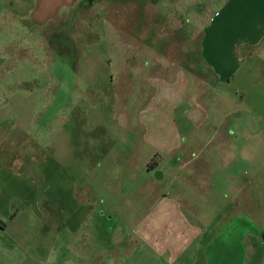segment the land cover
I'll use <instances>...</instances> for the list:
<instances>
[{
  "label": "rangeland",
  "instance_id": "374dc122",
  "mask_svg": "<svg viewBox=\"0 0 264 264\" xmlns=\"http://www.w3.org/2000/svg\"><path fill=\"white\" fill-rule=\"evenodd\" d=\"M9 1L0 264H264V37L233 49L264 0Z\"/></svg>",
  "mask_w": 264,
  "mask_h": 264
},
{
  "label": "crops",
  "instance_id": "0c3cea01",
  "mask_svg": "<svg viewBox=\"0 0 264 264\" xmlns=\"http://www.w3.org/2000/svg\"><path fill=\"white\" fill-rule=\"evenodd\" d=\"M68 2L69 0H57L56 3L57 5L52 8L51 10H55L63 5L65 2ZM10 3H13V6H14V3H15V0H10L9 1ZM12 7V6H11ZM32 11V15L34 17V14L37 15L41 13L39 12V8L37 6V3H36V6L34 8L31 9ZM53 11L52 12H49V13H45V16L43 18H47L49 17V15L53 14ZM230 13V12H229ZM228 13V14H229ZM214 19H211V24H215L217 22V20L221 17V14L216 12L214 14ZM230 16V15H229ZM218 18V19H216ZM259 23L260 25L257 26L256 30L253 29L252 27L254 25H244L242 27V25L240 24V27H241V30H244L246 33L245 34H248L246 35V39L244 38L243 40H239L237 43H234L236 40H233V45L235 48H233L235 51H241L244 50L245 52L248 51L247 48H250L253 46L254 42L253 40H256V42H258L260 39H262L264 37V17H259ZM240 31H238L239 33ZM221 35H222V32H221ZM228 35V34H227ZM232 37H234L235 35L234 34H230ZM220 35H217V32H213L211 34H204V37H203V40H202V58L204 60V64L206 67H209L210 70L212 71V74L214 77H216V80L218 82H223L224 80H227L228 78H230V76H232L238 69V66L240 65L236 59L235 62L231 63V57H225L221 54L222 52V49L217 45H215L216 43V39L219 37ZM208 38V41L206 42L207 38ZM206 39V40H205ZM244 52V53H245ZM241 62H243L242 59H240ZM191 112L193 113L194 111H191L189 110L188 113ZM185 116H187V112H185ZM159 195V194H158ZM162 198H158L156 199V203L154 205V209H159V208H164V203H165V196L164 195H161ZM167 208V207H165ZM165 210V209H164ZM159 212V211H157ZM169 215V214H168ZM91 215H89L88 219H90ZM159 217V216H158ZM164 219H160V223L161 222H165L166 223V219L164 217V215L162 216ZM105 220H109L108 217H105ZM176 221V222H175ZM175 221H173L172 219H169L168 220V223L170 222H175L174 225H176L177 227L181 228V227H184L185 228V231L183 232L184 234L182 235V231L179 232V235L181 238H184L187 239V240H192L194 238H199V235H200V231L198 232L197 231V228L195 227H192V226H188L187 223H183V222H180V217L176 218ZM145 221H143L144 223ZM158 223H159V220H158ZM157 227H158V224H157ZM147 233V232H146ZM189 234V238H188V235ZM147 235V234H145ZM175 236V232L174 233H171L169 235L170 238H174ZM132 241V240H130Z\"/></svg>",
  "mask_w": 264,
  "mask_h": 264
}]
</instances>
